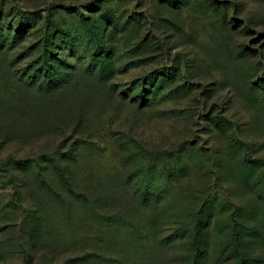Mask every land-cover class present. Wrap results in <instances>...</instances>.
I'll use <instances>...</instances> for the list:
<instances>
[{
    "label": "rangeland",
    "instance_id": "374dc122",
    "mask_svg": "<svg viewBox=\"0 0 264 264\" xmlns=\"http://www.w3.org/2000/svg\"><path fill=\"white\" fill-rule=\"evenodd\" d=\"M201 219L264 264V0H0V264H188Z\"/></svg>",
    "mask_w": 264,
    "mask_h": 264
},
{
    "label": "trees",
    "instance_id": "16d2710c",
    "mask_svg": "<svg viewBox=\"0 0 264 264\" xmlns=\"http://www.w3.org/2000/svg\"><path fill=\"white\" fill-rule=\"evenodd\" d=\"M50 5H56V7L58 8H64V9H69L70 7H72V4H67L65 2H59V3H55V4H49ZM52 7V6H50ZM35 12H38L39 10H34ZM52 66V65H51ZM46 83V84H45ZM41 88L42 91L46 92V91H50V89L52 87H56L58 84L55 83L54 81H52L51 79L46 80ZM19 167H21L23 170H25V167L29 168L28 171H25L26 173L32 175V177L37 178L36 176H34L33 174H35V167L32 166V164L28 161L26 162H19L16 163ZM38 179V178H37ZM27 187V186H26ZM145 190L143 193V201H149V199H155L156 201H161L163 199V195L160 191H156V192H152V193H156V195H150L151 189L149 188L148 185L144 186ZM208 216V214H207ZM29 219H33L32 216H30L28 218ZM33 220L32 223H28V226L30 229H33ZM209 234H210V226L206 225V223L204 222L203 219L199 220L197 224H195L194 226L185 229L178 237L176 240L177 241L179 239H188L189 242H186L189 244V259L190 261L188 262V264H212L211 263V255L214 251V249L212 248V246L209 244ZM173 241V239L171 240V242ZM173 241V242H174ZM224 251V250H223ZM28 258H30L28 256ZM241 262H244V259H241Z\"/></svg>",
    "mask_w": 264,
    "mask_h": 264
}]
</instances>
